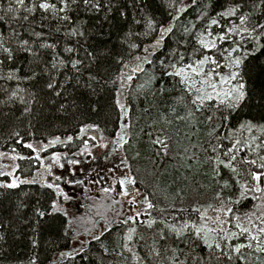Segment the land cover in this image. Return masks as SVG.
Here are the masks:
<instances>
[{"label":"trees","instance_id":"obj_1","mask_svg":"<svg viewBox=\"0 0 264 264\" xmlns=\"http://www.w3.org/2000/svg\"><path fill=\"white\" fill-rule=\"evenodd\" d=\"M32 2L25 0L24 6H20L15 0H0V15L6 16L0 22V35L6 46L14 50L12 60L0 52V60L4 61L0 65V153L18 154L14 173L18 187H0V264H50L61 252L65 254L60 264H170L171 249L182 250L184 254L179 259L187 257V264H200L199 258H203V264H264V253L255 251V243L252 249L242 250L243 261L232 254L233 260L229 262L219 253L209 256L208 249L190 245L186 239L177 240L160 223L162 219L177 225L183 220L195 221L199 213L193 212V208L213 215L209 205L219 206L214 196L220 189L212 178L205 150L211 154L209 145L216 141L209 133L220 120L214 119L210 124L206 117L212 113L208 111L189 117L190 108L177 102L178 91H159L161 85L172 89L168 78L160 79L159 60L168 56L177 40L185 39L183 26L195 21L207 0H197L195 4L189 0H93L101 5L99 10L85 8L81 3L72 6L69 14L77 23L86 21L84 37L66 36L67 25L50 14L44 19L46 14L41 11L25 21V8ZM244 2L256 5L253 20L264 23V5L260 0ZM10 4L17 11L6 14ZM249 10L252 9L245 8ZM149 19L154 21L156 31L145 35ZM167 27L173 31L165 32L156 47L160 29ZM33 30L42 31L44 36L37 40L31 36ZM20 39L29 40L38 57L16 51ZM42 42L55 47L40 48ZM132 44L137 47H130ZM66 47L74 51L65 52ZM59 59L65 63L52 68ZM72 60L82 61L79 72L72 68ZM10 72L15 73L13 79L7 78ZM33 72L38 75L29 79ZM153 76L157 79L149 83ZM245 78L250 88L248 100L233 112L226 126L217 129L226 146L229 142L223 137L241 122L264 123V51L246 61ZM49 82L55 84L53 89L46 87ZM14 91L16 97H12ZM88 129L106 137L124 135L122 149L128 173L145 190L155 208L147 209L136 223L114 220L106 230L94 235L100 237L98 240L88 235L85 243L72 250L76 227L67 213L53 211L55 188L28 178L38 169L42 155L76 152L90 144ZM247 136L245 132L244 138ZM157 138L168 144L167 154L160 144L154 143ZM49 140L56 142L40 151L26 147L32 144L34 148L38 142ZM249 155L255 158L254 154ZM224 176L228 178L227 171ZM11 182L9 174L0 175V185ZM224 195L231 193L225 191ZM256 203L250 199L243 201L236 206L237 214L253 212ZM181 208L185 211H177ZM40 211L45 215L41 217ZM149 219L157 221L151 228L146 223ZM133 227L136 233L128 242L133 250L130 253L122 245ZM161 231L165 240L160 239ZM238 242L247 241L241 238ZM153 248L160 250L159 257L152 254Z\"/></svg>","mask_w":264,"mask_h":264},{"label":"snow or ice","instance_id":"obj_2","mask_svg":"<svg viewBox=\"0 0 264 264\" xmlns=\"http://www.w3.org/2000/svg\"><path fill=\"white\" fill-rule=\"evenodd\" d=\"M196 2L197 0H189V3L192 4ZM15 3L24 6L25 0H15ZM81 3L85 8L91 7L99 10L101 7L98 2H93V0H58V2L33 0L31 6L25 8L28 15L23 16V19L26 21L29 16L41 11L46 14L44 19H47V14H50L52 18L67 25L66 36L84 37L83 26L86 21L77 23L69 14L73 10L72 6L78 7ZM260 4L264 5V0H260ZM171 6L174 7V5ZM246 7H250L252 10L245 11ZM255 7L256 5H246L244 0H207L199 9L195 21L183 26L185 39L177 40L176 47L168 53V56L159 60L160 79L168 78L172 83V89L161 85L159 91L162 94L173 89L178 91L180 95L177 97V102L190 108L189 117H194L196 112L208 111L212 113L206 117L210 124L214 119L220 120V124L216 125L209 133L216 141L215 144L210 143L209 145L211 154L209 155L208 150H205L207 162L211 164L212 178L220 189L214 196V200L219 206L209 205L213 215H209L199 208H193V212L199 213L195 221L183 220L177 225L176 223H167L162 219L160 223H164L168 232L177 240L186 239L190 245L208 249L209 256L219 253L220 257L226 258L229 262L233 260L232 254H235L237 260L243 261L242 250L252 249L253 243H255L256 252L264 253V155L261 154L264 153V123L254 124L251 120L241 122L238 128L230 130V133L223 137V140L229 142L228 146L217 134V129L226 126L225 122L231 118L233 112L240 109L249 98L250 88L245 78L246 61L249 58L255 59L257 53L264 51V23H261L259 19L253 20ZM16 11L17 9H14L10 4L6 9V14ZM17 18L13 16V19ZM5 20L6 16L0 15V22ZM153 31H156L155 24L149 19L145 35ZM172 31L171 27L161 28L155 46L158 47L161 44L165 32L171 33ZM31 36L39 40L44 36V33L33 30ZM39 47L50 49L55 45L42 42ZM130 47L136 48L137 45L132 44ZM181 48L184 50L181 51ZM16 51L28 53L34 58L39 55L33 50L27 39L18 40ZM64 51L71 53L74 49L66 47ZM85 51L89 57L94 59L91 52ZM0 52L5 54V58L8 60L14 58L13 48L6 46L2 35H0ZM139 59L140 57H137V60ZM36 62L39 63L38 60ZM3 63L4 61L0 60V65ZM64 63L63 59H59L57 63L52 64V68ZM70 63L73 69L77 72L80 71L81 60H72ZM16 71L18 72L19 69ZM37 75L38 73L33 72L32 76L28 78L35 79ZM14 76L15 73L10 72L7 78L13 79ZM89 79L94 80L95 77H89ZM156 79L155 76L151 77L149 83ZM46 87L53 89L55 84L49 82ZM56 95L59 96L60 92H56ZM16 96L17 92H12V97ZM245 132L248 133L247 138H244ZM256 132L260 134L256 135ZM71 139L72 137H68V140ZM55 142L51 141L50 143ZM154 143L160 144L167 154L168 144L165 140L157 138ZM26 147L35 151L32 144H27ZM249 154H254L255 158H251ZM15 158L13 157V159ZM60 159V155L55 154L52 157V162L58 164ZM72 162L76 163V161ZM51 166L50 163L46 168L49 173ZM225 171L228 173L227 179L224 176ZM3 174L0 173V175ZM120 183L123 186L125 182L121 181ZM0 187L16 188L18 183L14 180L9 184L0 185ZM47 187L55 188L60 195L64 196V199H68L59 185L47 184ZM225 191L231 195L226 197ZM122 195H128L127 190L122 192ZM249 199L258 201L253 206L255 210L245 213L243 216L237 214L236 206ZM146 202L148 209L155 208L154 204ZM129 203L134 204L135 199ZM57 210L54 203L53 211ZM160 211L163 212L164 209H160ZM177 211L184 212L185 209L181 208ZM38 214L41 217L45 215L42 211ZM140 215L141 212H136L134 216H128L123 220V223L128 224L130 221L136 223ZM146 223L147 227L151 228L157 221L149 219ZM135 233L134 227L129 228L124 237L125 243L122 246L130 253L133 250L129 247L128 242L133 240ZM159 236L161 240L166 239L163 231L159 233ZM99 238V236L93 237L97 240ZM241 238L246 239L247 242H238ZM170 251V264H187V257L185 260L179 259V256L184 254L182 250L171 249ZM152 254L159 257L161 252L159 249L153 248ZM134 258L139 259L135 257V254ZM199 261L200 264H203V258H199Z\"/></svg>","mask_w":264,"mask_h":264},{"label":"rangeland","instance_id":"obj_3","mask_svg":"<svg viewBox=\"0 0 264 264\" xmlns=\"http://www.w3.org/2000/svg\"><path fill=\"white\" fill-rule=\"evenodd\" d=\"M87 131L91 136L90 144L76 152L53 151L42 155L38 169L28 178L45 184L59 185L63 194L67 195L68 199H64L55 189L57 208L67 213L76 227L70 248L72 250L102 232L114 220H125L136 212L144 213L148 209L146 201L150 202L145 190L141 189L128 173L122 149L124 135L120 133L116 137H106L95 129ZM51 141L54 140L38 142L34 148L40 151L51 144ZM0 154H3L0 155V172L9 174L13 181H17L14 173L18 154L14 151ZM55 154L61 157L58 164L52 162ZM50 163L52 166L49 173L46 168ZM121 181L125 182L123 186ZM125 190L128 195H122ZM133 199L135 203H129ZM64 254L65 252H61L50 264H60Z\"/></svg>","mask_w":264,"mask_h":264}]
</instances>
